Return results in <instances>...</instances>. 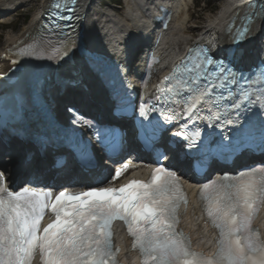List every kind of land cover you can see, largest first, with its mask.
Returning <instances> with one entry per match:
<instances>
[{"label":"snow or ice","instance_id":"6c2138e0","mask_svg":"<svg viewBox=\"0 0 264 264\" xmlns=\"http://www.w3.org/2000/svg\"><path fill=\"white\" fill-rule=\"evenodd\" d=\"M75 2L54 0L51 6L72 11L67 5ZM245 7L252 9L245 17L250 23L237 31L235 47L221 49L215 57L203 48L190 50L195 55L190 54L164 77L152 100L139 104L142 121L151 124L153 113L163 117L164 124L184 121L173 137L183 136L189 147L201 138L197 122L208 127L242 128L246 121L241 117L254 113L264 125V59L254 70L245 73L241 69L251 58V52L241 45L252 31V22L257 17L264 21V3L258 10L252 3ZM72 48L86 56L87 38L80 45L71 40L62 48H54L55 55L47 59L57 64L66 62ZM43 83L37 80L35 87L40 89ZM159 131H164L163 125ZM94 135L103 145L100 131ZM157 139L154 135L153 142ZM258 147L264 150V134ZM166 158L161 151L158 159ZM128 167L125 163L117 168L113 179ZM6 180V173L0 171V264H32L37 252L41 264H118L119 249L112 242L116 220L126 226L131 247L140 252L141 264H264V239L252 227L264 206V165L235 176L225 174L200 187L203 211L219 233L217 249L211 256L192 251L190 239L179 230V207L187 204V198L176 172L163 164L152 170L147 182L132 180L118 188L97 187L77 193L64 189L55 196L50 189L25 187L13 192ZM48 211L54 219L41 229Z\"/></svg>","mask_w":264,"mask_h":264},{"label":"bare ground","instance_id":"6f19581e","mask_svg":"<svg viewBox=\"0 0 264 264\" xmlns=\"http://www.w3.org/2000/svg\"><path fill=\"white\" fill-rule=\"evenodd\" d=\"M25 0H0V15H4L11 9L15 8L19 3L24 2ZM32 2H36L38 0H30ZM46 2L47 0H39ZM158 0H151L148 5V0H131L127 1L126 5L128 7L127 11L124 12L125 16L131 17V20H135L136 22H141V13L146 10L147 6L153 5ZM178 7L175 11V16L178 17V20L174 23L173 29L171 32V40L170 45L168 46V53L173 52L178 49L180 44L185 41L186 38H183V34H185V29L183 27V21L187 16H191L190 9H187L188 3L186 0H178ZM264 3V0H260ZM88 2V0H87ZM239 0H223L222 3L218 6L217 11L209 18L206 25L201 27L197 35L205 36L209 32H212L220 37L223 36V28L226 22L230 19L231 16L235 14L236 11H242L241 7H238ZM87 5L84 4L82 8H85ZM37 21L36 16L34 15L32 18L28 20V22L17 32H10L5 35V38L0 46L1 50L5 47L6 44L13 43L15 40L20 39L27 33H32L36 29ZM190 31H194V29H190ZM4 161V160H3ZM34 165L28 167L24 172V175L27 176H35V171L32 170ZM34 169H36L34 167ZM192 229L195 237L201 241L202 244H207L206 236L200 231L199 227ZM200 234V236H199ZM208 248V247H207Z\"/></svg>","mask_w":264,"mask_h":264},{"label":"rangeland","instance_id":"374dc122","mask_svg":"<svg viewBox=\"0 0 264 264\" xmlns=\"http://www.w3.org/2000/svg\"><path fill=\"white\" fill-rule=\"evenodd\" d=\"M191 1L190 11L192 14L191 16L186 17L183 23V26L188 29L183 35V38L186 39L193 38L198 34L200 28L206 25L209 18L217 11L218 6L223 0ZM119 3L120 6L118 7L120 9H116L115 12L124 18L123 11L125 10V7L122 5V0H119ZM38 6L39 0L36 2L25 0L22 4L10 11L8 15L2 19L4 22L9 24V27L6 29V26H0V46L7 33L19 31L28 22V20L36 14ZM190 29H194V31H190Z\"/></svg>","mask_w":264,"mask_h":264}]
</instances>
